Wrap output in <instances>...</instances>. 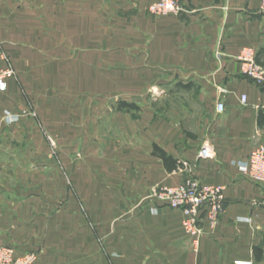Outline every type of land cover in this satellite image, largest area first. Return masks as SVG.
<instances>
[{
  "label": "crops",
  "instance_id": "crops-1",
  "mask_svg": "<svg viewBox=\"0 0 264 264\" xmlns=\"http://www.w3.org/2000/svg\"><path fill=\"white\" fill-rule=\"evenodd\" d=\"M153 1L0 0V68L3 54L15 72L0 93V160L30 190L0 207L13 218L2 232L18 236L0 246L34 264H264V187L246 175L264 147V85L240 60L264 49L261 0H179L169 16L149 14ZM172 89L189 95L181 121L150 107V93ZM42 127L67 145L61 157ZM153 146L222 189L219 223L203 224L196 248L182 212L153 198L187 174Z\"/></svg>",
  "mask_w": 264,
  "mask_h": 264
},
{
  "label": "built area",
  "instance_id": "built-area-1",
  "mask_svg": "<svg viewBox=\"0 0 264 264\" xmlns=\"http://www.w3.org/2000/svg\"><path fill=\"white\" fill-rule=\"evenodd\" d=\"M261 10L264 11V0H261ZM182 11L179 0H155L148 12L153 16L178 15ZM5 66L0 68V93L6 92L8 80L15 76L14 69L2 54ZM243 73L256 84L264 85V67L255 62L253 51L246 50L240 56ZM245 99H243V102ZM218 114L224 111V106L218 103L215 108ZM212 149L202 147L198 153L199 159H210ZM178 170L186 172L183 182L174 187H162L154 191L153 198L163 206L182 212L183 229L192 245L196 248L203 235V224L211 228L219 223L223 212V196L220 187L203 186L192 176V166L187 161H179ZM246 175L251 182L264 187V147L251 150L246 160ZM35 253L17 254L10 247L0 246V264H34ZM243 264V263H240Z\"/></svg>",
  "mask_w": 264,
  "mask_h": 264
},
{
  "label": "rangeland",
  "instance_id": "rangeland-1",
  "mask_svg": "<svg viewBox=\"0 0 264 264\" xmlns=\"http://www.w3.org/2000/svg\"><path fill=\"white\" fill-rule=\"evenodd\" d=\"M157 94L158 93H154V94L150 93V95L148 96L150 107L155 111V113L164 114L167 118H169L171 120H177V121H181V119H183L184 116H186V114H189L188 110L187 109L185 110L184 108H182V105H181V103H183L184 101L188 102L189 95H185L182 97L178 91H174L173 89L167 90L165 93L161 94L160 96H157ZM174 95H175V97H174ZM177 96H179V97H177ZM116 108H117V106H116ZM140 108L141 107H138V109L135 111L139 112ZM45 125H47V124H45ZM182 125H184L186 127L190 126L188 121H185L184 123H182ZM42 128L43 129H42L41 133L43 136V140H44L46 147L49 148V150H50L49 152L51 154L53 153L52 156L55 158L61 157L62 156L61 152H63V150H65L64 147L67 145H63L62 140L57 139L51 131H47V129L45 127H42ZM58 154H59V156H58ZM5 163H6L5 160H0V200H2L0 202V207L5 208L6 206H10L12 208V206H18V204L21 203V202H14L15 196H20V197L23 196L24 197V196L29 194L30 190L25 189L24 187L22 188L20 186V181L17 178L12 179V177L9 175L8 171H6V169H5L6 168ZM73 173H74V171H73ZM16 176H17V174H16ZM68 178L72 184V178H73L72 175L69 174ZM71 184L69 185L70 186L69 189L71 190L70 192L76 190V188H75L76 186L71 185ZM39 192H40V190H39ZM3 200H5V201H3ZM17 201H19V200L17 199ZM22 206H25L24 203L22 204ZM17 220L22 222L23 224H28L30 222L29 219H23V220L17 219ZM11 224H13V218H4V217L1 218L0 217V243H4L7 238L12 240V237L13 238L18 237V236H14V235L8 236L7 234H5V232H2L5 228V226L9 227V225H11ZM30 237H32V236H29L28 234H26V235H21L20 238L21 239L26 238L28 240ZM38 237L40 239V236H38Z\"/></svg>",
  "mask_w": 264,
  "mask_h": 264
},
{
  "label": "trees",
  "instance_id": "trees-1",
  "mask_svg": "<svg viewBox=\"0 0 264 264\" xmlns=\"http://www.w3.org/2000/svg\"><path fill=\"white\" fill-rule=\"evenodd\" d=\"M255 62L258 65L264 67V49L263 48L259 49V51L255 54ZM116 109L118 111H122V110L132 111V110H137L138 107L134 104L118 102ZM153 154L159 157L163 161V164L165 165V168L167 169V171L178 170L179 163L176 160L172 159L171 157L167 156L158 147L153 146Z\"/></svg>",
  "mask_w": 264,
  "mask_h": 264
}]
</instances>
